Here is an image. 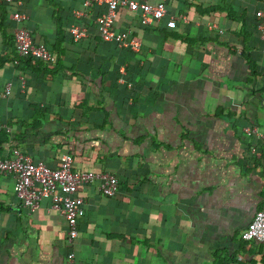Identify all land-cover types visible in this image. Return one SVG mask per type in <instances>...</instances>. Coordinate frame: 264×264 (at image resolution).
<instances>
[{
    "label": "crops",
    "instance_id": "crops-1",
    "mask_svg": "<svg viewBox=\"0 0 264 264\" xmlns=\"http://www.w3.org/2000/svg\"><path fill=\"white\" fill-rule=\"evenodd\" d=\"M79 7L71 13L84 20ZM24 13L20 23L12 18L13 36L29 19ZM181 15L187 21L175 27L162 23L168 15L162 25L138 28L142 46L134 54L104 41L95 17L93 26L79 24L88 28L81 40L58 39L67 71L19 61L17 71L9 63L0 73L3 131L23 134L0 146L3 157L20 151L55 168L70 151L102 160L122 183L114 196L102 194L100 181L81 188L85 214L69 244L68 221L51 199L29 213L16 178L0 174V264H69L71 251L82 264H264V242L242 238L264 209V38L257 17L244 29V43L202 41L208 24L193 19V10L190 18Z\"/></svg>",
    "mask_w": 264,
    "mask_h": 264
},
{
    "label": "built area",
    "instance_id": "built-area-1",
    "mask_svg": "<svg viewBox=\"0 0 264 264\" xmlns=\"http://www.w3.org/2000/svg\"><path fill=\"white\" fill-rule=\"evenodd\" d=\"M94 4L106 6V9L96 17L101 38L104 41L116 42L120 47L133 52L140 51L142 44L129 31H118L115 28L119 8L126 7L131 11L139 12L141 24L145 26L161 23L168 12L165 1L153 4L147 0H84L85 7H91ZM18 5H23V1L18 0ZM77 15H84V13L79 11ZM256 17L258 30L264 38V10H258ZM26 18V14L21 11L13 14V19L19 23ZM180 18L187 21L185 15L172 16L168 26L175 27ZM209 28L218 29L216 24H211ZM70 33L76 41H79L88 35V28L75 24L71 27ZM14 39L21 56H32L45 62L56 60L55 55L45 45L35 43L31 32L26 27L17 29ZM11 88L12 84L9 83L5 90L6 95L11 93ZM3 129L9 130L4 123L0 122V131ZM0 174H11L16 178L17 197L29 213H34L44 198L51 199L52 208L63 214L68 221L69 244H73L79 236L80 219L85 214V200L79 194L81 188L100 181V189L105 196H114L119 189V178L113 173L73 171V156L69 153L62 156L58 168H51L44 162L35 163L31 156L16 151L13 157H0ZM242 238L245 241L264 242V209L256 212L243 231ZM67 261L69 264H82L77 260L74 251L68 254ZM225 264L251 263L227 261Z\"/></svg>",
    "mask_w": 264,
    "mask_h": 264
},
{
    "label": "trees",
    "instance_id": "trees-1",
    "mask_svg": "<svg viewBox=\"0 0 264 264\" xmlns=\"http://www.w3.org/2000/svg\"><path fill=\"white\" fill-rule=\"evenodd\" d=\"M22 1L23 5H18V0H12L10 2L0 0V32L3 36V46L6 47L5 49L0 48V73L5 72L10 65H12L14 71H17L19 69V61H25L26 63H31L33 66H38L42 71H56L57 68L62 71H67L66 67H64L62 64L63 59L60 56L62 50L58 47V39H60V42L69 40L70 36L72 37L70 28L75 23L87 26H93V24L95 25V17H97L106 9L105 5L97 4H94L91 7H85L84 0H73L75 3L73 7H71L67 1L64 0ZM148 1L153 4L165 1L167 10L169 8L170 11L167 12L166 16H169L162 23L166 22L167 25V20L170 15L179 16L180 14H186L190 18L192 17V10L195 13L193 16V19L195 20H202L208 25L217 22L223 32H220L218 29H215L216 31H210L208 30L207 25V27H205L203 37H201L202 41L206 39L210 40L211 38H213L215 41L227 40L228 37H233L237 40L243 39L244 42V38L246 39V34H248L244 29L248 26H251V20L252 23H254L252 15H256L259 9H264V0H213L212 3H208V0H175L173 3L166 0ZM77 6H80L79 8H81V10L84 12V20L75 19L72 15L71 12L75 10ZM16 11H24L29 14V19L27 22H25V27L31 32L36 44L45 45L50 50V52L55 55V61L45 62L32 56L24 57L18 53L14 36L9 32L10 27L13 25V14ZM128 20H131L132 24L129 22L128 24H125V22ZM193 22L191 21L190 24L187 23L185 26L190 27L191 25L195 24ZM162 23L153 24L150 26L142 25L139 12L128 10L126 7H120L115 19V28L118 31H129L133 37L138 38L136 34V31L139 30L138 28L142 29L152 26L155 27L162 25ZM254 24H252V26H254ZM187 37H189V35H187ZM185 42L193 44L192 40H188V38L185 40ZM128 52L134 54V52L131 50H128ZM245 57L250 68L252 69V73L257 75L256 61L252 59L249 53H246ZM12 67L9 72L12 71ZM9 81L10 78L7 77L5 79V85ZM112 98L116 101L114 96ZM38 111L41 115L42 110ZM40 115L35 118V123H38L34 125L35 127L41 124L39 123ZM14 123L17 125L16 121ZM13 135H16L15 139H17V137H23V134L20 136L19 133L13 129L6 132L3 130L0 131V146L9 141ZM68 153L73 156V171H94L100 173L110 172L105 167V162H102L100 159H83L81 155H75L70 151H68ZM62 155L63 154H61L60 157ZM0 157H3L1 152ZM33 160L35 163L40 162V160L37 161L36 158H33ZM111 173L113 172L111 171ZM116 176L119 178L118 175ZM119 186H122L120 179Z\"/></svg>",
    "mask_w": 264,
    "mask_h": 264
}]
</instances>
